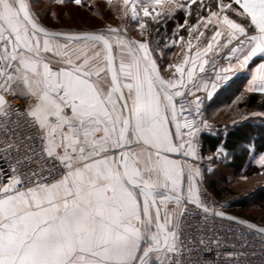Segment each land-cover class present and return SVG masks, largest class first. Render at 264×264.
Returning <instances> with one entry per match:
<instances>
[{
    "label": "snow or ice",
    "instance_id": "obj_1",
    "mask_svg": "<svg viewBox=\"0 0 264 264\" xmlns=\"http://www.w3.org/2000/svg\"><path fill=\"white\" fill-rule=\"evenodd\" d=\"M122 5L137 36L0 0V264H264V226L204 186L226 147L197 140L205 96L236 72L251 69L232 105L264 102V0Z\"/></svg>",
    "mask_w": 264,
    "mask_h": 264
},
{
    "label": "trees",
    "instance_id": "obj_2",
    "mask_svg": "<svg viewBox=\"0 0 264 264\" xmlns=\"http://www.w3.org/2000/svg\"><path fill=\"white\" fill-rule=\"evenodd\" d=\"M127 23L130 27L129 34L137 36L138 34L135 30L134 22ZM165 51H167V49ZM164 55L167 60V53H164ZM243 91L241 80L238 79L234 80V82L232 81L226 92H224L221 96L219 95L214 97L208 104L205 119H207L210 124H215L216 127L221 125L219 126V128H221L223 122H231L228 116L232 107H234L235 114L237 107H239L242 114L254 109L264 112V102H261V95L255 93L249 94V97L245 102H242L237 106H233L232 101ZM235 119H239V117L237 116ZM222 129L224 128L222 127ZM261 132L262 128L253 125L250 121H247L242 125H235L232 128L226 129V132L222 130L218 131V133L214 135L208 134L206 131L202 133V154L214 151L216 146L221 143H223L228 151L226 159H221L215 162V168L210 173V177L207 180L205 179L206 187L216 198L228 204L226 209L228 213L238 215L240 218L249 219L250 222L253 221V218L245 216L243 214V210L250 207V200H254L255 205L262 208L264 207V184L251 189L245 196L242 197H237L232 192L231 184L234 183V179L241 176L244 178H249L252 175L257 174L264 176V168H257L254 166L251 159L247 156V151H238L234 147L238 143H243L253 135H258Z\"/></svg>",
    "mask_w": 264,
    "mask_h": 264
},
{
    "label": "rangeland",
    "instance_id": "obj_3",
    "mask_svg": "<svg viewBox=\"0 0 264 264\" xmlns=\"http://www.w3.org/2000/svg\"><path fill=\"white\" fill-rule=\"evenodd\" d=\"M111 1L112 2L109 3V0L108 2H106L105 0H92V11H89V8L85 9L82 7L74 6L72 4H64L60 6L54 5L51 1V11L56 13V17L59 18L61 22L58 23L57 19L53 18L52 16L48 17L47 22L54 27L62 26L80 29H91L93 27H99L108 23H111L113 25L127 23L128 20H122L119 15L120 9L123 6L122 0ZM42 2L44 5H47L49 3V0H42ZM101 14L103 19H101ZM236 117L237 115L235 114L234 107H232L228 118L233 121ZM209 175L210 173L205 174V186V179L207 180L210 177ZM233 182L234 183L231 184L232 192L237 197H242L245 196L251 189H254L257 186H261L262 184H264V176L261 174L252 175L249 178H244L241 176L239 178L234 179ZM254 205V200H250V207H248L246 210H243V214L245 216H250L251 218H253L252 222L256 223L258 226H264V207L262 208L257 205Z\"/></svg>",
    "mask_w": 264,
    "mask_h": 264
},
{
    "label": "crops",
    "instance_id": "obj_4",
    "mask_svg": "<svg viewBox=\"0 0 264 264\" xmlns=\"http://www.w3.org/2000/svg\"><path fill=\"white\" fill-rule=\"evenodd\" d=\"M52 3L54 5H64V4H72L74 6H77L74 4V2H72V0H65V3L61 4L59 3V0H51ZM106 2H108V0H105ZM112 2V1H111ZM141 2H143V0H141ZM90 3L92 5V0H90ZM79 7V6H77ZM82 8H88V7H82ZM177 19H182V13H179L177 15ZM128 22H130L128 20ZM132 23V22H130ZM174 23L175 21H169L168 23V28L171 29L172 27H174ZM58 27H62V26H58ZM65 28H69V27H65ZM164 29L161 28V32H163ZM184 35L186 36V33H184ZM181 52V47L179 44H177L175 47H171V48H168L167 51H165V53H167V60L169 63H174L176 62L177 60V57L179 55V53ZM259 58H254V62L253 63H250L249 67L251 68H254L255 67V63H259ZM210 71V69H209ZM250 71L251 69H247V70H243V71H239V72H236L235 74L231 75L230 76V79H228L226 82H223L215 91L214 93L212 94L211 97H207L205 96L204 98V104H203V108H204V112L206 113V108L208 107V104L212 101V99L216 96H221L224 92H226L232 81L234 82V80H241V84H242V88L244 90L246 84H247V81L248 79L250 78ZM255 94H259V93H255ZM259 113V112H262L260 110H251L249 112H245L243 115L246 117V119H243V120H240V119H235V121H237L236 123L233 124V121L231 122H223V125L222 127L224 129L219 128V125L218 127H216L215 124H212L214 127H213V130H208V129H205L204 131H206V133L208 134H211V135H214V134H217L218 131H224L226 132V129L228 128H232L233 126H237V125H242L243 123L247 122V121H250L253 125H256L260 128H262V132L258 135H253L251 138H249L247 141H244L243 143H238L234 148H236V150L238 151H241V150H244V151H247V156L251 159V161L253 162V165L256 166L257 168H261L260 165L258 163H256V159L258 158V155L260 153H264V116H259V115H255V116H252L250 115V113ZM218 125V124H217ZM228 126V127H227ZM222 129V130H221ZM203 131V133H204ZM251 146H254V150ZM230 152V151H229ZM232 152V151H231Z\"/></svg>",
    "mask_w": 264,
    "mask_h": 264
},
{
    "label": "built area",
    "instance_id": "obj_5",
    "mask_svg": "<svg viewBox=\"0 0 264 264\" xmlns=\"http://www.w3.org/2000/svg\"><path fill=\"white\" fill-rule=\"evenodd\" d=\"M202 112H203V115H205V112H204V108L202 107ZM203 131H204V129H202V130H200L199 132H198V136H197V140H198V143H199V145H200V151H201V153H202V147H203V142H202V133H203ZM0 166H2V165H0ZM204 186H205V184H204ZM206 187V186H205ZM207 188V187H206ZM209 191V190H208ZM210 192V191H209ZM211 193V192H210ZM216 198V197H215ZM217 200H219L218 198H216ZM220 201V200H219ZM214 255V254H213ZM205 258L207 259V258H210L207 254H205Z\"/></svg>",
    "mask_w": 264,
    "mask_h": 264
}]
</instances>
